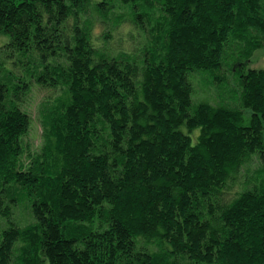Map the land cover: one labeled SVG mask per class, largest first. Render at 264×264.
Returning <instances> with one entry per match:
<instances>
[{
    "label": "trees",
    "instance_id": "16d2710c",
    "mask_svg": "<svg viewBox=\"0 0 264 264\" xmlns=\"http://www.w3.org/2000/svg\"><path fill=\"white\" fill-rule=\"evenodd\" d=\"M262 48L264 0H0V264H264Z\"/></svg>",
    "mask_w": 264,
    "mask_h": 264
},
{
    "label": "rangeland",
    "instance_id": "374dc122",
    "mask_svg": "<svg viewBox=\"0 0 264 264\" xmlns=\"http://www.w3.org/2000/svg\"><path fill=\"white\" fill-rule=\"evenodd\" d=\"M250 68H262L264 69V48L257 50L249 63ZM42 96H44V93H37L35 99L32 102V108H31V115L34 119L33 124L31 125L30 128V134L28 138V142L31 144L32 148H36L38 145V139H39V134H40V126L36 120V112L35 108L36 105L39 103L41 100ZM46 264V263H45Z\"/></svg>",
    "mask_w": 264,
    "mask_h": 264
}]
</instances>
